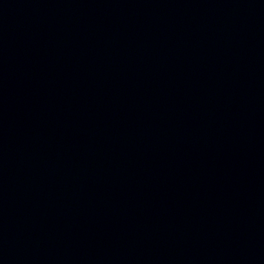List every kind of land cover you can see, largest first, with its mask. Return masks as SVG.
I'll list each match as a JSON object with an SVG mask.
<instances>
[{
  "label": "water",
  "instance_id": "1",
  "mask_svg": "<svg viewBox=\"0 0 264 264\" xmlns=\"http://www.w3.org/2000/svg\"><path fill=\"white\" fill-rule=\"evenodd\" d=\"M0 264H264V0H0Z\"/></svg>",
  "mask_w": 264,
  "mask_h": 264
}]
</instances>
